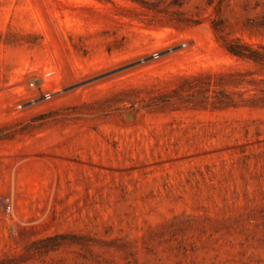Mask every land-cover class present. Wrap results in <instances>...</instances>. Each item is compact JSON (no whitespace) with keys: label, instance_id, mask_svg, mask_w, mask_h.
Listing matches in <instances>:
<instances>
[{"label":"rangeland","instance_id":"obj_1","mask_svg":"<svg viewBox=\"0 0 264 264\" xmlns=\"http://www.w3.org/2000/svg\"><path fill=\"white\" fill-rule=\"evenodd\" d=\"M0 264H264V0H0Z\"/></svg>","mask_w":264,"mask_h":264},{"label":"trees","instance_id":"obj_2","mask_svg":"<svg viewBox=\"0 0 264 264\" xmlns=\"http://www.w3.org/2000/svg\"><path fill=\"white\" fill-rule=\"evenodd\" d=\"M229 50L236 55L247 56L250 58H258L256 56V49H253L251 46L247 44L233 45L229 47Z\"/></svg>","mask_w":264,"mask_h":264},{"label":"built area","instance_id":"obj_3","mask_svg":"<svg viewBox=\"0 0 264 264\" xmlns=\"http://www.w3.org/2000/svg\"><path fill=\"white\" fill-rule=\"evenodd\" d=\"M31 84H34L33 82Z\"/></svg>","mask_w":264,"mask_h":264}]
</instances>
